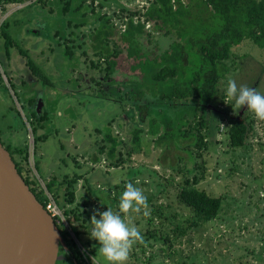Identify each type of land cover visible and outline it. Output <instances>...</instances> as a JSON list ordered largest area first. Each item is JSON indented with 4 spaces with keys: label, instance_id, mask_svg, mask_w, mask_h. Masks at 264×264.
I'll return each mask as SVG.
<instances>
[{
    "label": "rangeland",
    "instance_id": "rangeland-1",
    "mask_svg": "<svg viewBox=\"0 0 264 264\" xmlns=\"http://www.w3.org/2000/svg\"><path fill=\"white\" fill-rule=\"evenodd\" d=\"M147 1L71 0L65 12H61L63 0L0 4V19L6 16L13 43L44 78L42 81L29 71L14 47L7 57L0 35V138L4 143L26 144L23 172L37 181L49 201L53 198L44 183L50 177L58 180L73 171L83 173L75 184V200L64 205L74 207L78 218L73 219L71 211L65 214L58 209L70 236L92 251L96 264L106 262L98 242L90 237L91 217L107 207L117 211L129 182L144 191L149 214L127 218L143 236L127 264H264V121L255 119L246 108L236 109L234 101L226 97L229 79L238 87L246 85L264 94V48L248 37L229 45V56L216 64L220 75L216 86L223 96L215 104L196 108L157 99L162 85L152 74L158 64L148 58L178 41L180 31L188 54L180 66L182 75L188 76L198 63L194 41L218 26L214 19L209 24L207 9L200 12L191 7L168 24L164 34L135 13L131 17L133 22L143 21L142 31L128 45L122 38L127 36L123 31L128 17L125 11L141 10ZM75 5L78 9L74 11ZM100 16H106L107 21L102 24ZM104 54L113 61L106 75ZM145 55L147 60H143ZM8 62L15 70L8 69ZM176 78L179 81L180 75ZM133 91L135 98L141 92L156 99L149 106L152 114L143 112L142 120L132 106ZM31 99L38 108L28 101ZM223 111L235 118L247 114L251 119V132L241 145H228L225 118L220 121L224 129H215ZM41 112L45 114L42 119L38 117ZM150 116H155L158 127L153 133L147 120ZM134 126L141 128L136 142L132 140ZM197 131L205 139L203 146L194 143ZM105 133L118 140L113 153L114 157L120 155L117 165H111L114 157L105 153ZM39 134H45L44 138L33 144L32 135ZM96 142L103 144L102 150ZM14 156L19 158L16 153ZM192 175L197 177V188L221 198L217 214L209 220L197 218L176 197L183 176ZM52 190L61 192L56 187ZM155 208L160 217L152 211ZM68 225L78 232L76 237ZM54 264L69 261L56 260Z\"/></svg>",
    "mask_w": 264,
    "mask_h": 264
},
{
    "label": "trees",
    "instance_id": "trees-1",
    "mask_svg": "<svg viewBox=\"0 0 264 264\" xmlns=\"http://www.w3.org/2000/svg\"><path fill=\"white\" fill-rule=\"evenodd\" d=\"M11 1L17 0H0V4ZM80 1L82 0H79V2ZM174 1L175 4H173ZM70 4L71 0H63L61 12L67 11ZM120 7L122 8L123 6ZM191 7H195V9L200 12L207 9L208 13L205 17L211 18L209 24L214 19L216 21V27H218L210 33L203 32L198 35L194 41L198 63L195 67H193L190 74L188 76L182 75L183 72L180 65L184 62V55L186 56L188 54L183 49V44L181 43L182 38L179 36L180 31L178 33V41H172L167 48H164L158 54V56L148 58V56L145 55L143 60H147L148 58L158 64V67L152 74V78L157 82H160L162 85L160 88L161 91L158 92V95L156 96L157 99H167L170 104L188 103L197 108L199 105L204 106L207 103L215 104L218 102V99L221 100V96H223V94L216 86L220 76L216 64L229 56V45L231 43L238 42L242 38L248 37L251 41L264 48V0H148L147 4L141 10H128L129 13L125 11L128 17H126L127 26L123 29V31H126L127 36L124 37V35H122V38L126 39L129 45L130 40L132 41L135 39V34L142 31L143 21L137 19L133 22L131 17L132 14L136 13L138 17H142V20L151 21L153 27H157L162 33L167 34V25L173 24L178 19V16H183L184 13L189 12ZM77 9L78 7L75 5L73 10L75 11ZM123 9L126 8L123 7ZM100 17L102 19V24L107 21L106 16ZM199 17L201 18L202 16ZM0 35L3 37L4 52L8 55L9 51L15 46V44L13 43L12 35L8 31V20L6 16L0 21ZM16 47L18 48V46ZM23 52V50H19V53L24 57V63L28 67L29 71L36 76V78L43 81V73L35 67L33 62L29 60L27 55ZM111 52L113 53L115 50H111ZM104 55V70L106 75L110 73L113 61L108 58V54ZM130 55H132V53H130ZM187 58L188 56L185 59L186 62ZM179 60H181L180 63ZM91 64L97 65V63L93 61H91ZM177 74L180 75L179 81L176 78ZM135 93L136 92L133 91L132 106H134L138 112V119L142 120L143 112L147 115L152 114L149 106H151L150 104L156 101V99L151 100L150 97H146V94H141V92L140 96L137 95L135 98ZM143 96L145 98H143ZM142 99L144 100L142 101ZM221 114H218L219 117L217 120H220L216 122L215 129L218 131H222L224 129H219V122L225 118L227 120L225 129L227 131L228 145L231 147L241 145L244 138L248 136L249 132H251V119L248 120L246 118L247 114H244L240 118H235L230 114H226L225 111L221 112ZM44 115V112H41L38 117L42 119ZM147 120L149 131L153 133L158 128H156L155 116H150ZM160 122L165 125V122L162 119ZM200 125V121L196 123L197 130ZM140 130L141 128L139 126L133 127L132 140L134 142L138 140V132ZM32 131L33 129L31 128V134ZM162 134H159L158 138L162 136ZM44 135L45 134L35 136L32 135V143L34 144L36 139L44 138ZM102 138L104 141L108 142V147L105 149L106 155L114 157L113 153L118 142L117 138L110 135V133L103 134ZM0 142L8 150L16 170L22 176L29 189L33 192L36 199L42 204V206L45 207L48 200L45 193L42 192V189L37 185V181L34 178H30L28 174L23 172L24 169L21 164V160H26V144L4 143L1 138ZM194 143L197 146L205 145V139L200 131L195 133ZM95 144L99 150H102V143L99 144L96 142ZM14 153L18 155V159L14 156ZM120 159V155H118V157H114L111 160L113 163L111 165H117V161H120ZM82 176L83 173L73 171L69 175H62V177L58 180L54 179V177H50L44 183L46 190L51 193L56 206L61 209L62 213L66 214V212L71 211L73 219L78 218L77 211L74 210V207L67 208L64 205L66 203H72L75 200V184ZM196 180L197 177L193 175L191 177L183 176L180 181L181 185L176 192V197L179 202L189 208V210H191L197 218L201 220H209L217 214L221 198L219 195H210L204 189L197 188L195 186ZM85 182L87 183L86 179ZM54 187L57 189L60 188L61 192L59 194L52 193V189H54ZM86 188L89 190L88 184L86 185ZM81 197L83 198V195H81ZM82 202H84V200ZM152 211H155L154 213L160 217L161 212H159L158 208H155ZM55 223L66 246V250L64 251L66 258L60 261L68 260L69 264H73L74 262L76 264H81L83 258L80 252V245L76 244L74 239L70 236L67 226H65L60 219L57 221L55 220ZM68 227L76 237V233L78 232H76L72 226L68 225ZM176 227L175 233L179 235V233H181L180 228ZM153 232L154 230L149 231L148 233L153 234ZM92 264L96 263L93 261Z\"/></svg>",
    "mask_w": 264,
    "mask_h": 264
},
{
    "label": "water",
    "instance_id": "water-1",
    "mask_svg": "<svg viewBox=\"0 0 264 264\" xmlns=\"http://www.w3.org/2000/svg\"><path fill=\"white\" fill-rule=\"evenodd\" d=\"M65 250L55 220L0 142V264H54Z\"/></svg>",
    "mask_w": 264,
    "mask_h": 264
},
{
    "label": "clouds",
    "instance_id": "clouds-1",
    "mask_svg": "<svg viewBox=\"0 0 264 264\" xmlns=\"http://www.w3.org/2000/svg\"><path fill=\"white\" fill-rule=\"evenodd\" d=\"M226 97L227 101H234L236 109L246 108L255 119L264 121V94L255 88L238 87L234 79H229ZM227 101L224 102L228 104ZM148 207L144 191L129 182L120 197L117 211L107 207L105 211L94 212L90 221L93 226L90 237L98 242V251L106 264H127L134 245L143 242L140 230L127 218L142 212L147 216Z\"/></svg>",
    "mask_w": 264,
    "mask_h": 264
},
{
    "label": "built area",
    "instance_id": "built-area-1",
    "mask_svg": "<svg viewBox=\"0 0 264 264\" xmlns=\"http://www.w3.org/2000/svg\"><path fill=\"white\" fill-rule=\"evenodd\" d=\"M1 21V19H0ZM222 122L219 123V129L222 130L223 128V124H221ZM32 151V150H31ZM32 157V156H31ZM45 209L50 213V215L52 217H54V220H59L61 218V213L58 209V207L56 206V204L54 203V201H47L45 204ZM80 252L82 254V263L81 264H92V262L94 261L93 256L91 255V253L82 245H80ZM95 262V261H94Z\"/></svg>",
    "mask_w": 264,
    "mask_h": 264
},
{
    "label": "flooded vegetation",
    "instance_id": "flooded-vegetation-1",
    "mask_svg": "<svg viewBox=\"0 0 264 264\" xmlns=\"http://www.w3.org/2000/svg\"><path fill=\"white\" fill-rule=\"evenodd\" d=\"M14 49H15V51H16V53H18V54H20L19 53V50L21 49L20 47H16V45L14 46ZM12 50H10L9 51V53H8V55H7V57H9L10 56V52H11ZM25 64V63H24ZM26 65V64H25ZM7 66H8V69L10 70V71H12V70H15L14 68H12L11 66H9V62L7 63ZM27 67V66H26ZM28 68V67H27ZM29 101V100H28ZM31 101H33V106L35 107V105L36 106H38V103L36 104V103H34V99H32ZM30 101V102H31Z\"/></svg>",
    "mask_w": 264,
    "mask_h": 264
}]
</instances>
